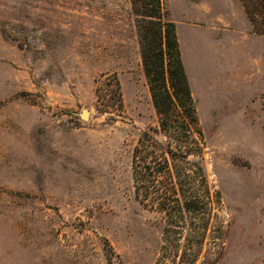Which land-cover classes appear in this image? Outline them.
I'll use <instances>...</instances> for the list:
<instances>
[{
	"label": "rangeland",
	"instance_id": "1",
	"mask_svg": "<svg viewBox=\"0 0 264 264\" xmlns=\"http://www.w3.org/2000/svg\"><path fill=\"white\" fill-rule=\"evenodd\" d=\"M161 2L176 38L201 27L177 39L197 124L170 138L130 0H0V264H264V40L225 33L240 0Z\"/></svg>",
	"mask_w": 264,
	"mask_h": 264
},
{
	"label": "trees",
	"instance_id": "2",
	"mask_svg": "<svg viewBox=\"0 0 264 264\" xmlns=\"http://www.w3.org/2000/svg\"><path fill=\"white\" fill-rule=\"evenodd\" d=\"M240 2L251 25L252 33L264 37V0H240ZM130 4L135 19L142 72L158 117L156 133L168 138L173 132L184 134L190 124L193 126L197 124V119L180 58L175 25L167 18L161 0H130ZM107 82L109 85L113 84L114 102L118 109L122 110L123 100L116 77L112 76ZM145 137L146 134L141 138ZM161 153L166 160L167 156L171 159L175 158V152L168 145L161 149ZM189 155L190 152H185L183 157ZM146 157L153 159L151 156ZM146 157L141 156L138 147L133 152L132 167L135 184L143 178L142 172L138 170L141 167L137 163L140 158L145 160ZM144 167L145 170L150 171L149 165ZM136 191L139 192V189L137 188ZM185 208L190 209L188 205ZM174 254H178V248ZM197 256L198 251L194 253L190 264L196 262Z\"/></svg>",
	"mask_w": 264,
	"mask_h": 264
},
{
	"label": "crops",
	"instance_id": "3",
	"mask_svg": "<svg viewBox=\"0 0 264 264\" xmlns=\"http://www.w3.org/2000/svg\"><path fill=\"white\" fill-rule=\"evenodd\" d=\"M246 21H247V19H246ZM231 22H233V25H234L233 30L231 32H229V30H227L228 32H225V33L230 35L229 39L232 40L233 44L243 45L245 47V50H249V47L253 48L254 46H256V47L259 46V40L261 39V37L258 35H255L251 32V25L249 24V22H246V24L242 28H237V25H236L233 18L231 19ZM175 24H176L177 39H178L179 47L181 50V43L183 44L185 42L186 44L187 43L189 44V43H192L195 41V35L193 34L194 33L193 30L201 29V27L197 26V25L190 24L189 22L182 23V25H177L178 23H175ZM209 25H210V23H209ZM178 26H183L185 29H187V32H186L187 37L184 35L185 39L182 38V32L178 30ZM206 30H210L213 32L219 31L217 29H213V27H211V26L208 27ZM262 39L264 40V37H262ZM181 54H182V51H181ZM245 55L247 56L248 65L249 64L254 65L253 63L255 61L252 62L251 57H250V53H247ZM182 56H183V54H182ZM185 67H186V65H185ZM186 68H188V67H186ZM189 78H191V76ZM191 80H190V82H191ZM193 81H194V79L192 80V82Z\"/></svg>",
	"mask_w": 264,
	"mask_h": 264
},
{
	"label": "water",
	"instance_id": "4",
	"mask_svg": "<svg viewBox=\"0 0 264 264\" xmlns=\"http://www.w3.org/2000/svg\"><path fill=\"white\" fill-rule=\"evenodd\" d=\"M88 115H89V112L86 111V110H83V111L81 112V114L79 115V118H80L81 120L85 121V120H87Z\"/></svg>",
	"mask_w": 264,
	"mask_h": 264
}]
</instances>
